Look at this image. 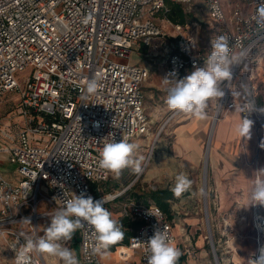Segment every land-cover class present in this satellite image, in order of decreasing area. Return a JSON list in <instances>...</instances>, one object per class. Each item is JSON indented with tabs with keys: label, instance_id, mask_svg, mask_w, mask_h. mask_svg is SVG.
Returning a JSON list of instances; mask_svg holds the SVG:
<instances>
[{
	"label": "built area",
	"instance_id": "obj_1",
	"mask_svg": "<svg viewBox=\"0 0 264 264\" xmlns=\"http://www.w3.org/2000/svg\"><path fill=\"white\" fill-rule=\"evenodd\" d=\"M169 1L184 8L191 4ZM199 1L218 25L219 36L229 37L232 53L250 54L264 46V24L254 19L261 0H239L228 15L222 0ZM167 10L166 0H0V105L9 96L19 99L15 109L0 116V154L15 165L11 177L0 170V264H14L25 242L21 233L43 236L64 200L84 192L104 197L106 207L121 195L99 193L111 172L98 161L104 143L122 138L135 143L149 131L143 87L150 70L131 61L133 47L164 37L154 21L160 14L173 32L165 44L168 75L179 77L207 61L198 50L197 34L187 32V24L166 19ZM245 60L233 66L230 81L219 83L224 96L214 103L211 123L236 110L240 122L246 116L260 131L264 115L248 112L264 104L234 95ZM94 78L97 87L90 93ZM258 203L251 202L256 250L248 264H254L264 245V206ZM25 218L31 224L22 223ZM122 218L139 222L126 245L138 252L141 264H148L145 241L155 230H165L175 242L172 219L155 204L127 200L119 211ZM75 239L80 264H104L99 254L90 255V230H78ZM46 256L34 255V264H48Z\"/></svg>",
	"mask_w": 264,
	"mask_h": 264
},
{
	"label": "rangeland",
	"instance_id": "obj_2",
	"mask_svg": "<svg viewBox=\"0 0 264 264\" xmlns=\"http://www.w3.org/2000/svg\"><path fill=\"white\" fill-rule=\"evenodd\" d=\"M237 2L239 0H222L227 15ZM183 9L191 13V18L185 23L188 25L186 31L197 34L198 50L207 58L212 51V42L219 37V27L211 22L199 0H191L190 6ZM154 21L163 31L164 37L154 36L148 45L137 43L130 55L132 62L144 65L150 70L149 78L143 87L145 112L150 120L149 131L147 136L135 141L140 147H137L134 153L136 158H142V171L134 173L130 168L125 169L119 178L110 173L108 180L99 185V193L105 196L122 192L105 207L112 213L114 219L116 217L118 219L125 201L135 199V196L151 189H171L175 185V177L184 174L191 180V188L179 198L174 197L170 204L175 224L181 227L178 230L177 244L188 258V264H247V257L255 247L249 204L239 205L234 216L220 212L212 183L210 170L212 140L209 144L208 134L212 129L210 117L213 116L214 103L218 97L211 99L205 109L206 116L210 117L202 119L208 122L204 127L199 166L192 172L184 171V165L181 164L182 155L177 147L178 132L184 127L186 119L198 118L170 110L165 103L166 88L170 86L164 84V78L168 77L165 44L171 41L173 32L160 14L155 16ZM142 45L146 46L145 51ZM261 58L259 64L258 59ZM24 75H27V71L21 74L19 79ZM238 76L239 82L234 95L254 100L256 103H264V46L247 55ZM183 77L184 74L179 78ZM18 103L19 99L16 96H9L6 104L0 105V116L6 115L10 109H15ZM14 167L15 165L7 160V155L0 154V170L6 176H12ZM235 206V203L226 205L221 211ZM68 247L75 251L79 259L78 244L75 245L73 240ZM1 264H8V261Z\"/></svg>",
	"mask_w": 264,
	"mask_h": 264
},
{
	"label": "clouds",
	"instance_id": "obj_3",
	"mask_svg": "<svg viewBox=\"0 0 264 264\" xmlns=\"http://www.w3.org/2000/svg\"><path fill=\"white\" fill-rule=\"evenodd\" d=\"M254 19L257 25L264 24V0L256 10ZM229 37L220 35L212 42V51L207 57L206 65L195 67L183 78H164L166 88L165 103L168 109L185 114H191L198 119H205V109L208 102L216 97H223L224 92L218 87L222 81H230L233 78V66L240 64L248 55L247 50L232 53ZM97 87V79H92L88 84V92H94ZM257 112L264 115V108L249 110V114ZM237 126V133L241 138L250 136L253 121L246 116ZM137 149L135 143L126 139L116 141L112 139L104 143L99 153L98 165L101 169L111 172L119 178L122 171L131 169L134 173L142 171V158H136L134 153ZM264 170L260 169L257 172ZM192 182L184 174L175 177V185L169 189L174 197L179 198L191 188ZM55 199V198H54ZM251 199L264 206V178L257 179L254 183ZM105 198L95 199L84 192L75 194L66 199L63 206L58 207L51 216L50 224L44 230V235L32 238L26 233L24 244L17 250L14 264H34L33 257L47 255L58 259L60 264H80L75 251L66 246L73 240L78 230H90L91 244L90 255H103L111 246L124 238L123 225L113 218L112 213L104 207ZM257 205V204H256ZM151 215V213L149 212ZM31 224L29 218L21 221ZM147 245L148 264H179L182 256L181 250L169 239L167 232L157 229L145 241ZM254 258V264H264V246L258 250Z\"/></svg>",
	"mask_w": 264,
	"mask_h": 264
},
{
	"label": "crops",
	"instance_id": "obj_4",
	"mask_svg": "<svg viewBox=\"0 0 264 264\" xmlns=\"http://www.w3.org/2000/svg\"><path fill=\"white\" fill-rule=\"evenodd\" d=\"M192 70L194 69L189 68L181 75L186 76ZM166 74L168 75V73ZM168 77L170 76L168 75ZM185 121L184 127L180 128L178 132L177 147L178 152L182 155L181 164L184 165V171L192 172L199 166L203 132L208 121L193 118ZM240 123L239 113L236 110L229 111L214 122L210 170L213 188L216 190L217 202L220 205L218 207L220 212L234 216L237 213V207H240L239 205L249 204L250 223L255 246L249 253L250 255L256 250L251 219V192L255 180L264 178V170L257 172L264 169V130L256 131L252 124L250 136L241 138L236 131ZM255 156H257L256 164H250ZM234 203L235 207L224 208L221 211L224 206ZM171 214L172 230L175 237L174 244L180 249L177 238L178 230L181 227L175 224L172 210ZM129 237H124L117 244L111 246L106 254L100 255L102 262L104 264H141L138 252L131 250L126 245ZM74 244H77V239L74 240ZM46 258L48 264H60L55 257L46 256ZM188 261V258L182 253L179 264H185L186 262L188 264Z\"/></svg>",
	"mask_w": 264,
	"mask_h": 264
},
{
	"label": "trees",
	"instance_id": "obj_5",
	"mask_svg": "<svg viewBox=\"0 0 264 264\" xmlns=\"http://www.w3.org/2000/svg\"><path fill=\"white\" fill-rule=\"evenodd\" d=\"M166 6L168 10L164 17L174 24L184 25L191 18V13L185 12L183 7L176 2L166 0ZM142 49L145 51L146 46L142 45ZM95 193L96 195L98 194L96 191ZM135 197L134 200L139 203H152L159 206L169 218H172L170 202L174 199V196L169 188L151 189ZM119 221L123 225L122 231L124 232V237L131 236L139 226V222L130 221L125 218L119 219Z\"/></svg>",
	"mask_w": 264,
	"mask_h": 264
},
{
	"label": "bare ground",
	"instance_id": "obj_6",
	"mask_svg": "<svg viewBox=\"0 0 264 264\" xmlns=\"http://www.w3.org/2000/svg\"><path fill=\"white\" fill-rule=\"evenodd\" d=\"M259 60L261 61L262 58H261V59H258V61H259ZM213 125H214V124L211 125L212 129H210L209 134H208V143H209V144H210V142H211V140H212ZM263 246H264V245H263Z\"/></svg>",
	"mask_w": 264,
	"mask_h": 264
}]
</instances>
